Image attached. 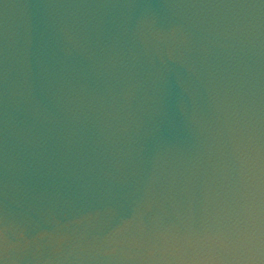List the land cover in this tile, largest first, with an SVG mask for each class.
Returning <instances> with one entry per match:
<instances>
[{"label": "clouds", "instance_id": "clouds-1", "mask_svg": "<svg viewBox=\"0 0 264 264\" xmlns=\"http://www.w3.org/2000/svg\"><path fill=\"white\" fill-rule=\"evenodd\" d=\"M26 7L24 34L14 38L5 27L0 42V264H264V0ZM221 37L228 83L217 155L211 80L187 45ZM61 39L64 59L54 51ZM73 50L88 53L83 73L66 62ZM37 87L81 137L84 169L75 198L20 212L31 193L12 188H30L35 171L23 156L38 140L19 114L55 123L34 102ZM178 150L188 153L192 175L210 167L223 180L214 206L166 192L161 165ZM50 234L63 247L46 249Z\"/></svg>", "mask_w": 264, "mask_h": 264}, {"label": "water", "instance_id": "water-1", "mask_svg": "<svg viewBox=\"0 0 264 264\" xmlns=\"http://www.w3.org/2000/svg\"><path fill=\"white\" fill-rule=\"evenodd\" d=\"M39 0H0V42H2L5 27L11 36L18 37L24 34L30 19V10L27 5L37 3ZM194 3H224L229 0H191ZM7 6V9L6 7ZM65 47L63 39L54 47L55 55L64 59ZM188 48L205 61L209 79L211 80V98L215 104L211 107L208 120L209 130L216 136V152L219 154L220 133L226 119L227 92V50L224 47L223 38H208L201 41H190ZM73 74L83 73L87 70L90 61L88 53L73 50L72 55L66 59ZM35 71V68H34ZM34 102H38L42 113L48 116L49 121L55 123L34 122L29 111L19 114L21 124L26 130H30L37 138L38 143L34 149H30L23 156L25 163L35 171V176L30 180V188H17L13 186V193L27 190L31 193L29 204H25L18 211L25 212L31 207L33 212H42L53 203L75 198L78 193V177L84 169V151L77 146L81 140L71 128L65 125V114L55 103L51 93L35 90ZM3 105L0 103V204L3 199V151L4 137L2 131ZM215 158H213L214 160ZM162 183L169 195H177V201L181 198H195L199 201H207L214 206L223 195V180L214 174L212 168L197 167L196 175L189 170L188 153L178 150L166 159L161 165ZM65 240L57 234L46 236L42 244L48 250L63 247Z\"/></svg>", "mask_w": 264, "mask_h": 264}]
</instances>
